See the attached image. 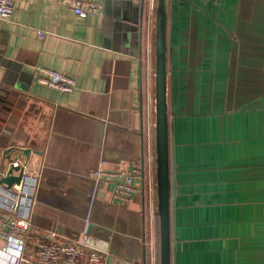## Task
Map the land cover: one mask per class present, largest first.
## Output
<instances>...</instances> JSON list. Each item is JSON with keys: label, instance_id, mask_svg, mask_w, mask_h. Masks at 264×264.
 Listing matches in <instances>:
<instances>
[{"label": "crops", "instance_id": "crops-1", "mask_svg": "<svg viewBox=\"0 0 264 264\" xmlns=\"http://www.w3.org/2000/svg\"><path fill=\"white\" fill-rule=\"evenodd\" d=\"M96 1L101 12L81 17L62 0H15L0 22L3 174L35 180L36 224L86 233L96 250L82 264H158L146 61L156 0ZM170 47L173 264H264V0H172ZM39 67L75 88L40 83ZM101 160L141 168L131 202L92 176Z\"/></svg>", "mask_w": 264, "mask_h": 264}, {"label": "built area", "instance_id": "built-area-1", "mask_svg": "<svg viewBox=\"0 0 264 264\" xmlns=\"http://www.w3.org/2000/svg\"><path fill=\"white\" fill-rule=\"evenodd\" d=\"M62 1L81 17L102 9L96 0ZM14 2L0 0V22L12 19ZM37 75L40 83L63 92L73 91L76 85L74 77L52 68L39 67ZM105 164L101 160L92 176L113 183L111 195L115 201L131 202L141 191L136 181L143 176L141 168L122 163L116 171H110L104 168ZM4 176L0 161V180ZM34 184L30 176H23L20 184L10 188L0 183V264H82L84 256L96 250L95 244L86 233L73 238L36 224L31 219Z\"/></svg>", "mask_w": 264, "mask_h": 264}, {"label": "water", "instance_id": "water-1", "mask_svg": "<svg viewBox=\"0 0 264 264\" xmlns=\"http://www.w3.org/2000/svg\"><path fill=\"white\" fill-rule=\"evenodd\" d=\"M172 0H156L155 13V123L153 155L155 204L159 224L158 264H173V226L175 218V150L173 122L169 113L170 15ZM143 31V24L138 25ZM20 177L9 175L0 183L10 188Z\"/></svg>", "mask_w": 264, "mask_h": 264}, {"label": "rangeland", "instance_id": "rangeland-1", "mask_svg": "<svg viewBox=\"0 0 264 264\" xmlns=\"http://www.w3.org/2000/svg\"><path fill=\"white\" fill-rule=\"evenodd\" d=\"M155 6H156V4H155ZM217 7V9L218 8H220L221 7V5H220V2H219V4L218 5H216ZM208 7V6H207ZM222 11V9H219V11ZM203 11H205V12H207L206 10H203ZM216 11H218V10H216ZM208 13V12H207ZM223 24H226V22H224V21H220V22H216V25H218L217 27L219 28V29H224L225 27L223 26ZM208 40H211V44L210 43H208ZM212 40H213V38H209V37H204V41H205V44H206V46H208L209 45V48L211 49V50H213V48H214V45H213V42H212ZM222 40V38L220 39L219 37H218V40L217 41H221ZM151 48L149 49V53L150 54H148V57H147V59L148 60H146L147 61V63H148V65H149V70H150V74H151V102H152V109H153V112H154V116H155V84H154V82H155V71H154V68H155V13H154V17H153V24H152V32H151ZM217 43V42H216ZM221 44V43H220ZM221 46V45H220ZM220 46H218V49H216L217 50V55H216V62L218 63V62H222V58H223V56H222V53L220 52V51H222V48L220 47ZM155 120V119H154ZM153 194H154V200H155V171H154V180H153ZM156 211V210H155ZM157 218V217H156ZM158 222H157V219H156V244H157V251H158V253H159V235H158Z\"/></svg>", "mask_w": 264, "mask_h": 264}, {"label": "trees", "instance_id": "trees-1", "mask_svg": "<svg viewBox=\"0 0 264 264\" xmlns=\"http://www.w3.org/2000/svg\"><path fill=\"white\" fill-rule=\"evenodd\" d=\"M157 222H158V217H157ZM158 226H159V224H158ZM158 235H159V227H158Z\"/></svg>", "mask_w": 264, "mask_h": 264}]
</instances>
